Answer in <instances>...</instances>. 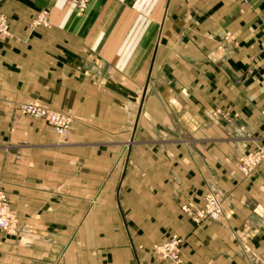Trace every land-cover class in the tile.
Returning <instances> with one entry per match:
<instances>
[{
  "label": "crops",
  "instance_id": "1",
  "mask_svg": "<svg viewBox=\"0 0 264 264\" xmlns=\"http://www.w3.org/2000/svg\"><path fill=\"white\" fill-rule=\"evenodd\" d=\"M47 12L48 26L31 27ZM0 264H264V0H0ZM73 117L70 133L19 113ZM222 196L220 221L180 207ZM181 239L179 260L152 246Z\"/></svg>",
  "mask_w": 264,
  "mask_h": 264
},
{
  "label": "built area",
  "instance_id": "2",
  "mask_svg": "<svg viewBox=\"0 0 264 264\" xmlns=\"http://www.w3.org/2000/svg\"><path fill=\"white\" fill-rule=\"evenodd\" d=\"M90 0H71L77 12L85 10ZM48 26L47 12H38L31 21V26ZM5 18L0 14V33H6ZM20 114L32 118L42 119L46 125L58 136L65 137L69 134L72 117L53 107L27 100L18 104ZM260 163H264V144L259 145L252 151L241 155L237 160V167L243 175H248ZM181 211L193 222L202 220L220 221L223 217V200L221 194L209 191L204 196L201 207H196L191 201L181 205ZM16 226V218L10 207L7 195L0 189V231L11 233ZM181 239L176 235H170L163 241L152 246V253L162 260L177 262L179 260V246Z\"/></svg>",
  "mask_w": 264,
  "mask_h": 264
},
{
  "label": "rangeland",
  "instance_id": "3",
  "mask_svg": "<svg viewBox=\"0 0 264 264\" xmlns=\"http://www.w3.org/2000/svg\"><path fill=\"white\" fill-rule=\"evenodd\" d=\"M70 1H71V0H70ZM41 11H42V10H41ZM39 12H40V11H39ZM37 13H38V12H37ZM37 13H36V14H37ZM81 13H82V12H81ZM36 14H35V15H36ZM35 15H34V16H35ZM34 16H33V17H34ZM32 19H33V18H32ZM31 21H32V20H31ZM30 26H31V24H30ZM31 27H34V26H31ZM24 101H27V100H24ZM31 101H33V100H31ZM35 102H36V101H35ZM37 103H38V102H37ZM40 104H41V103H40ZM43 105H44V104H43ZM57 110H58V109H57ZM62 112H63V111H62ZM64 113H65V112H64ZM70 116H71V115H70ZM71 117H72V116H71ZM38 119H39V118H38ZM41 120H42V119H41ZM72 123H73V117H72ZM71 126H72V124H71ZM48 128H49V127H48ZM70 131H71V129H70ZM69 133H70V132H69ZM13 213H14V212H13ZM14 216H15V214H14ZM15 218H16V216H15ZM16 222H17V219H16ZM15 231H16V226H15L14 231L11 232V233H14ZM2 232H3V231H2Z\"/></svg>",
  "mask_w": 264,
  "mask_h": 264
}]
</instances>
